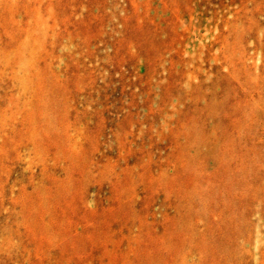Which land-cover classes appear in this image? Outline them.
Wrapping results in <instances>:
<instances>
[{"label":"rangeland","instance_id":"1","mask_svg":"<svg viewBox=\"0 0 264 264\" xmlns=\"http://www.w3.org/2000/svg\"><path fill=\"white\" fill-rule=\"evenodd\" d=\"M0 264H264V0H0Z\"/></svg>","mask_w":264,"mask_h":264}]
</instances>
